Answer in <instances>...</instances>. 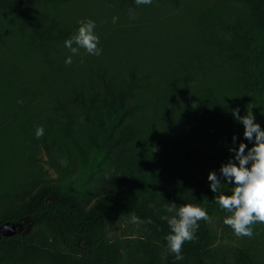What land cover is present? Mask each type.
<instances>
[{
	"label": "rangeland",
	"instance_id": "374dc122",
	"mask_svg": "<svg viewBox=\"0 0 264 264\" xmlns=\"http://www.w3.org/2000/svg\"><path fill=\"white\" fill-rule=\"evenodd\" d=\"M35 2V10L64 34L45 48L17 15L0 8V214L19 208L43 186L62 184L84 211L106 194L137 201L149 187L148 209L162 219L174 215L165 210L167 203L195 205L212 192L208 174L220 175L234 156L230 147L252 146L216 116L209 99L230 111L239 108L241 116L250 111L248 66L228 57L224 45L247 50L227 26L249 29L256 0H152L140 6L135 0ZM89 19L95 21L102 54L81 48L66 65L71 52L64 41L78 32V21ZM99 75L117 86L134 76L137 87L128 101L131 112L113 126L109 149L95 161L104 132L72 97L84 93L88 99L94 89L92 99L100 102L105 92ZM261 78L264 82V72ZM260 102L264 130V87ZM38 126L45 130L40 139ZM229 215L211 222L223 255L206 264H242L238 249L264 264V223L252 225L251 238L238 237L224 224ZM29 225L24 221L22 229ZM108 237L119 245L114 264L164 263L140 225L113 220ZM0 264L56 263L20 247L0 252Z\"/></svg>",
	"mask_w": 264,
	"mask_h": 264
},
{
	"label": "trees",
	"instance_id": "16d2710c",
	"mask_svg": "<svg viewBox=\"0 0 264 264\" xmlns=\"http://www.w3.org/2000/svg\"><path fill=\"white\" fill-rule=\"evenodd\" d=\"M38 0H0V8L11 10L21 21L22 27L29 32L32 39L47 48L50 41H55L62 33L53 24L49 25L44 16L34 8ZM253 6L255 18L249 29L239 24H230L228 30L247 47L236 48L224 45L228 57L237 58L246 63L251 78V86L246 89L250 97V111L255 116V122L263 130V119L260 116V90L264 87L261 78L264 72V0H256ZM102 81L105 96L96 103L92 96L97 94L92 90V96L86 99L84 93H76L72 100L79 104L94 119L103 130L104 135L96 150V161L107 152L110 144V133L113 126L132 110L129 99L137 87L134 76L119 86L111 85L104 76H98ZM217 117L223 119L233 130L243 135L244 127L234 119L233 112L227 110L215 98L209 99ZM102 109V110H100ZM108 111H112L111 117ZM106 121V122H105ZM231 186H222V192L231 194ZM215 193L208 191L205 199L195 201V205L206 209L212 220L226 211L215 202ZM150 188L143 189L137 201L126 198L121 193L106 194L100 197L88 210H82L76 202L74 194L62 184L46 185L19 208L0 214V226L14 222L22 225L27 221L28 229H22L12 237L0 236V252L12 251L16 248L28 254L42 253L56 264H114L119 252V245L108 237V230L113 220L130 221V215L135 213L144 220L140 224L153 238L160 251L164 254L163 264H181L190 261L193 264H206L221 260L223 252L215 247L217 235L211 223L199 222L196 239L185 242L182 246L183 260L177 261L175 254L168 251L165 237L170 233L167 221L157 217L148 209ZM151 223H147L148 220ZM211 220V222H212ZM238 258L242 264H259L258 256L247 249H238Z\"/></svg>",
	"mask_w": 264,
	"mask_h": 264
},
{
	"label": "clouds",
	"instance_id": "9594fccd",
	"mask_svg": "<svg viewBox=\"0 0 264 264\" xmlns=\"http://www.w3.org/2000/svg\"><path fill=\"white\" fill-rule=\"evenodd\" d=\"M135 3L137 6L151 5L152 0H135ZM129 15L135 18L134 9H129ZM117 19L113 17V23H116ZM78 23V32L64 41V46L71 52L65 60L66 65L72 64V57L79 55L81 48L89 55L102 54V48L98 46L99 37L95 34V21L89 19ZM232 112L234 119L244 127V139L252 146L248 147L241 142L238 147H230L229 151L234 153V156L221 166L219 176L215 171H211L207 179L212 192L216 194L215 202L222 210L231 213L225 217L224 224L230 226L236 236L251 238L254 234L252 225L257 222L264 223V130L255 122L252 111H247L243 116L239 114V108L233 109ZM44 132V128L38 126L36 138L43 137ZM232 139L235 143L237 138L233 136ZM225 183L233 186L230 195L222 192V185ZM165 210L174 213L162 217L170 228V233L165 237L168 251L175 254L177 261L183 260V244L196 239L200 221L211 223L212 218L206 209L193 204L177 208L176 203L170 202L165 205ZM130 219L136 225L145 223L135 213L130 215ZM151 222L150 219L147 221Z\"/></svg>",
	"mask_w": 264,
	"mask_h": 264
},
{
	"label": "water",
	"instance_id": "95a60500",
	"mask_svg": "<svg viewBox=\"0 0 264 264\" xmlns=\"http://www.w3.org/2000/svg\"><path fill=\"white\" fill-rule=\"evenodd\" d=\"M21 229H22V224L20 222L4 224L0 226V236L12 237L15 234H17Z\"/></svg>",
	"mask_w": 264,
	"mask_h": 264
}]
</instances>
